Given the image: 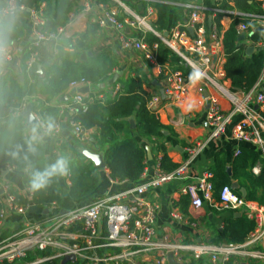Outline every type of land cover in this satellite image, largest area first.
I'll use <instances>...</instances> for the list:
<instances>
[{
  "label": "crops",
  "instance_id": "obj_1",
  "mask_svg": "<svg viewBox=\"0 0 264 264\" xmlns=\"http://www.w3.org/2000/svg\"><path fill=\"white\" fill-rule=\"evenodd\" d=\"M120 1L125 8L113 3L112 0H0V34L1 38L3 37V44L9 47L13 54L12 62H0V81L8 76L19 83L32 85L31 87L27 84L31 90L22 97L21 104L7 107L5 122L13 117H19L24 126L23 135L26 141L31 136L33 128L40 127L43 131V126L50 120L54 122V125H59L58 132L52 131L35 145L41 152L40 161L46 166L61 155L67 157L70 164L77 161L78 157L82 155L87 165L95 167L94 162L86 154L88 152L101 154V160L105 164L101 169L95 167L97 169V184L93 191L83 197L72 198L69 195L70 170L66 176H58L59 201L58 203L50 201L56 203L57 206L56 210H50L48 208L51 205L50 202L49 205L34 203V191L23 178L24 174L30 171L31 165L26 164L23 168H19L16 164H11L0 158V183L4 184L7 191L16 196L22 204L28 203L25 214L13 212L6 214L4 225L0 229V239L17 232L25 219L43 221L54 213L88 205L107 194L128 190L152 179L158 165L160 166L159 161L164 152L175 168L190 159L189 174H200L205 169L212 170L213 174L217 173L214 167L218 159L231 175L230 164L236 157L234 151L250 146L231 137L232 128L241 118L238 113L233 114L231 123L220 139L208 140L210 128L206 122V93L200 90V82L193 80L183 96L175 101L163 100L158 105L157 118L162 125L161 137H151L146 140L136 131L135 120L133 119L134 125L132 126L129 119V127L135 129L133 132L135 139L145 147V166L143 172L134 181L110 178L105 159V149L109 143L102 145L100 142V128L97 126L86 128L87 139L85 142H79L69 125L70 115H66V111L63 113L60 111V105L65 102L61 98L65 95L69 97L73 91L69 87V83L81 77L89 80L90 95L102 101L103 104L115 100L123 89V85L129 82H134L133 84L137 82V85L148 94L160 93L164 75L144 59L141 51L123 48L122 37L137 36L138 33L135 30L125 28L121 32L111 24L100 26L95 22L97 16L116 10L117 19L123 21L125 18H132L134 14L143 15L150 5L153 8V14L149 19L150 26L157 32L166 35L173 25L182 23L188 18L187 4H194L203 11V22L208 30L216 28L223 38L225 31L235 20H238L235 30L239 35L243 53L248 56L261 51L256 44L258 41H254L251 37L252 33L258 31L260 38L259 29H253L244 35L238 32L237 26L241 19L237 13L248 12L237 8L235 0ZM11 5L16 10L12 13H4V10ZM20 6L23 9L20 10L18 8ZM32 10L42 14L43 29L46 32L56 33L59 28L63 29L61 34H56L54 38L42 42L38 48L31 45L34 41V29L30 17ZM150 34L155 36L148 30L145 32L146 40ZM249 48H252V51H249ZM59 51L62 52L59 53ZM32 56H34L33 62L29 66ZM34 64H38L37 69L33 67ZM163 66L181 69L182 64L177 66L172 62L165 61ZM86 69L94 72L99 71L95 80L82 74ZM61 76L66 77L67 80L58 85L56 82V85L51 86L53 78L58 79ZM224 83L231 89L237 88L233 87L227 77ZM116 85H119L121 90L114 95L113 89ZM9 86L7 83L6 87ZM87 90L84 91L87 92ZM218 100L224 112H229L232 109V105L225 97L219 95ZM24 102L25 105L21 108ZM28 107H31L34 125L29 123V117L25 114ZM261 109L264 113V105ZM253 149L256 150L254 147ZM183 186V180H175L149 189L145 194L149 200L158 205L155 220L158 238L166 237L170 242L181 244H215L221 238L219 234L225 223L230 221L233 216L244 215L242 213L236 215L237 212L218 211L208 204H204L198 209L194 208L189 196L186 201V194L181 193ZM242 189L243 187L240 185L236 188L241 195ZM173 215H177V217ZM78 228L83 233L82 226L79 225ZM76 242L81 243L82 239L77 238ZM257 247L264 250V240ZM102 249L94 250V253L102 255L118 250L114 248ZM53 253L55 252L48 250L43 256L48 254L50 256ZM180 255L183 260L181 264H208V257L205 255L195 256L191 251H181ZM43 256L30 252L26 261ZM157 258L158 252L153 251L137 256L136 261L140 264H154ZM62 259L52 260L60 264ZM74 261L76 260L67 262ZM230 261L231 264H264L263 261L245 259L240 256L232 257Z\"/></svg>",
  "mask_w": 264,
  "mask_h": 264
},
{
  "label": "built area",
  "instance_id": "obj_2",
  "mask_svg": "<svg viewBox=\"0 0 264 264\" xmlns=\"http://www.w3.org/2000/svg\"><path fill=\"white\" fill-rule=\"evenodd\" d=\"M112 1L125 8L120 0ZM258 2L261 12L237 13L241 19L237 26L240 34L244 35L253 29L260 30V38L256 44L263 53L262 68L257 80L248 90L231 89L225 85L223 38L216 28L209 30L206 28L203 11L197 5L187 4L188 18L182 23L173 25L166 35L150 26L149 19L153 14L150 5L143 15L134 14L132 18H125L123 21L117 19L116 10L105 12L95 19L98 25L111 24L121 32L125 28L135 30L137 36L122 37L123 48L141 51L144 59L164 75L161 88L163 97L161 92L151 94L146 104L150 112L157 115L158 105L163 100L168 102L177 100L187 92L191 82L196 80L200 82V90L206 93V122L210 128L208 140L220 139L231 123L233 114L238 113L241 118L232 128L231 137L238 142L253 146L258 151L262 163L252 168L255 174L264 167V116L261 109L264 105V0ZM18 8L23 9L22 6ZM14 10L16 8L11 5L4 10V13H12ZM30 17L34 29V41L31 45L34 48L40 47L42 42L63 32L62 28L56 33L46 32L43 29L44 19L40 12L32 10ZM148 30L153 32L157 41L149 43L145 39V32ZM159 43L164 44L189 67L192 72L189 79L181 70L165 68L159 63L157 58ZM33 57L29 61V66L32 65ZM12 60V50L3 44L0 34V62L9 63ZM69 87L73 90L88 88L85 93L76 91L60 105L61 113L66 111V115H70L69 125L77 140L85 142L87 130L74 117L79 111L85 112L95 97L90 95V82L84 77L72 80ZM119 90H121L120 86L116 85L113 94L116 95ZM219 95L225 97L232 105L229 112L223 111L218 100ZM24 105L25 102L21 108ZM53 131H59L58 124ZM239 154L240 149H236L234 156ZM190 162L189 159L180 163L170 171L158 165L152 179L137 184L131 189L107 194L85 206L48 215L49 217L43 221L23 220L17 232L0 239V264H38L67 256H74V260L81 264H140L136 261L137 256L153 251L158 252L154 264H166L168 252H172L175 261L181 264L183 261L181 251H191L195 256L205 255L208 257V264H227L235 256L264 262V250L257 247L264 240V205L247 200L231 185H223L218 192V198H215L213 171L205 169L200 174H189ZM175 180H183L181 193L189 196L194 208L198 209L208 204L218 211L245 214L253 220V229L240 243L181 244L170 242L166 237L158 238L155 230L158 205L149 200L145 194L149 189ZM0 187L2 188L1 229L8 212L25 214L28 203L22 204L16 196L7 191L4 184L0 183ZM48 208L56 210V203H51ZM173 216L177 217V215ZM79 225L82 226L83 233L79 231ZM77 238H81L82 242H76ZM102 248L118 250L102 255L94 253V250H103ZM48 250L55 253L26 261L30 252L47 253Z\"/></svg>",
  "mask_w": 264,
  "mask_h": 264
},
{
  "label": "trees",
  "instance_id": "obj_3",
  "mask_svg": "<svg viewBox=\"0 0 264 264\" xmlns=\"http://www.w3.org/2000/svg\"><path fill=\"white\" fill-rule=\"evenodd\" d=\"M235 5L244 12H261L258 0H235ZM237 22L238 20H235L223 35L224 70L233 87L248 90L253 86L260 74L263 53L262 51H257L248 56L243 53L239 35L235 30ZM251 37L254 41H257L259 32L252 33ZM157 40L155 36L148 35L147 41L149 43ZM61 52L59 51V53ZM158 61L161 65H165V61L172 62L177 66L182 64L181 69H178L188 79L192 76L191 70L181 58L162 43H159ZM98 72L86 69L82 74L91 80H95ZM65 80L67 78L64 76L58 79L55 77L51 82V86L56 85V82L58 85ZM7 83H9V87H6ZM133 83L124 84L121 90L122 93L120 92L115 100L107 101L103 104L102 101L95 99L89 104L85 112L79 111L74 117L85 128L93 126L100 128V142L102 145L109 143V146L105 149V159L109 169V176L113 180L127 179L134 181L143 172L145 147L135 139L133 134L135 129L146 140L151 137H161L162 135V125L157 115L146 108L151 94L141 89L137 82L135 83L136 86ZM27 84L19 83L8 76L0 81V158L11 164H16L19 168H23L26 164L31 165L30 171L25 173L23 177L30 187V172L33 169H43L46 165L40 161L41 152L38 151V148L35 147V153L29 151L28 143L23 135L24 126L21 124L20 118L13 117L5 122L7 107L15 106L22 102V97L31 90L32 85L28 84L31 87H27ZM51 110L53 111L54 109ZM131 118L135 120L136 127L134 130L129 127L128 121ZM18 145L21 146V150L17 155H13L17 153ZM249 147L241 148L240 154L230 164L231 175L228 174L222 162L220 163L217 159L214 167L217 173L213 177L215 198H218V192L223 185H231L233 181H237L240 187L246 189L245 198L247 200L264 205V167H261L258 174L253 173L252 168L262 162L258 151L254 150L253 147ZM78 158L77 161L70 164L71 185L69 187V195L72 198L85 196L93 191L97 184V169L87 165L82 155ZM159 163L160 167L166 171L175 168V165L171 163L165 152L161 156ZM33 191L35 204L49 205L50 201L58 203L60 184L56 177L47 187ZM187 196H185L186 201L188 200ZM253 227V220L249 219L245 214L240 217L233 216L230 221L225 223L222 232L219 234L221 238L215 244L243 242ZM35 254L43 256L46 252L37 251ZM230 262L227 264H231ZM38 264L58 263L54 260H46ZM66 264L80 263L74 261Z\"/></svg>",
  "mask_w": 264,
  "mask_h": 264
},
{
  "label": "clouds",
  "instance_id": "obj_4",
  "mask_svg": "<svg viewBox=\"0 0 264 264\" xmlns=\"http://www.w3.org/2000/svg\"><path fill=\"white\" fill-rule=\"evenodd\" d=\"M54 127H55L54 122L50 120L45 126H43V131H41L40 127L33 128L31 130L32 134L27 140L29 151L35 153L36 143L43 140L44 136L51 134L52 131L54 130ZM20 150H21V146L18 145L17 153H14L13 155H17ZM69 164H70L69 159L61 155L58 156L55 159V161L48 164L45 168L33 169L30 172V177H29L30 187L33 190H40L42 188L47 187L54 178L58 176H66L70 170Z\"/></svg>",
  "mask_w": 264,
  "mask_h": 264
},
{
  "label": "water",
  "instance_id": "obj_5",
  "mask_svg": "<svg viewBox=\"0 0 264 264\" xmlns=\"http://www.w3.org/2000/svg\"><path fill=\"white\" fill-rule=\"evenodd\" d=\"M252 48H249V51H252L251 50ZM34 68H38V64H34V66H33ZM84 90H87V88H83V89H81V90H73L70 94H69V96H71L72 94H74L76 91H78V92H85ZM161 92V95H162V97H163V93H162V90L160 91ZM67 96L65 95V96H63V98H61L63 101H66L67 100ZM25 114H26V116L27 117H29V123L31 124V125H34L35 124V121H34V119H32V114H31V107H28L27 108V110H26V112H25ZM130 123H131V125L133 126L134 125V121H133V119L131 118L130 119ZM147 151H148V153H149V150H148V148H147ZM87 154V156H88V158H90L93 162H94V165H95V167L96 168H99V169H101V168H103L104 166H105V164L102 162V155L101 154H93V153H86ZM229 170V169H228ZM238 183L237 182H233L232 184H231V187L232 188H234V189H236V188H238ZM242 195L245 197V195H246V189L245 188H243L242 189ZM2 193V188L0 187V194ZM63 212V211H62ZM236 215H240V213H236ZM166 259H167V263L168 264H178L176 261H175V259H174V257H173V253L172 252H168L167 254H166ZM72 260H74V256H67V257H64L62 260H61V262H60V264H65L67 261H72Z\"/></svg>",
  "mask_w": 264,
  "mask_h": 264
}]
</instances>
